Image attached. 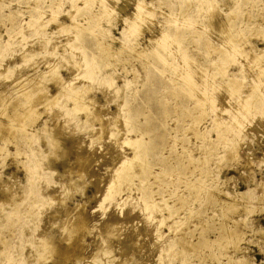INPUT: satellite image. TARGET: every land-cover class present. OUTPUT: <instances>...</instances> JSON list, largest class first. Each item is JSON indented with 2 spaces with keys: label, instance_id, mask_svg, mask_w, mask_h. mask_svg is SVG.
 Segmentation results:
<instances>
[{
  "label": "rangeland",
  "instance_id": "1",
  "mask_svg": "<svg viewBox=\"0 0 264 264\" xmlns=\"http://www.w3.org/2000/svg\"><path fill=\"white\" fill-rule=\"evenodd\" d=\"M0 97V264H264V0H0Z\"/></svg>",
  "mask_w": 264,
  "mask_h": 264
},
{
  "label": "bare ground",
  "instance_id": "2",
  "mask_svg": "<svg viewBox=\"0 0 264 264\" xmlns=\"http://www.w3.org/2000/svg\"><path fill=\"white\" fill-rule=\"evenodd\" d=\"M107 4V3H106ZM138 4H140V2H138ZM112 5V4H111ZM137 5V4H136ZM141 5V4H140ZM108 6V5H107ZM146 6V5H145ZM144 7V6H143ZM143 7H141V6H139L138 5V8H136V7H134L135 9H133V10H137L138 9V11L140 10V8L142 9ZM109 8V7H108ZM146 10V9H145ZM104 11V10H103ZM138 11H134V12H138ZM144 11V10H143ZM142 11V12H143ZM106 12V11H105ZM139 12H141V10L139 11ZM145 12H147V13H149L150 11H145ZM151 12H152V10H151ZM137 14H139V13H137ZM136 14V15H137ZM140 14H142V13H140ZM143 14H145V13H143ZM152 14V13H151ZM151 14H150V16H151ZM134 15V14H133ZM135 15V16H136ZM215 14H213V16H214ZM137 16H140V15H137ZM146 16V15H145ZM144 16V17H145ZM134 17V16H133ZM141 17V16H140ZM142 18H143V15H142ZM141 18V19H142ZM140 19V18H139ZM140 19V20H141ZM144 19V18H143ZM145 19H146V17H145ZM145 19H144V21H145ZM148 19V18H147ZM146 19V20H147ZM150 19V18H149ZM136 20V19H135ZM215 20V19H214ZM137 21H138V19H137ZM141 21H143V20H141ZM210 22V21H209ZM141 23V22H140ZM211 24H216V22L215 21H213L212 20V23ZM216 26H218L217 24H216ZM212 27H213V25H212ZM214 29H216V28H214ZM217 29H219V28H217ZM220 30V29H219ZM222 30V29H221ZM215 31V30H214ZM218 31H216V33H217ZM222 32V31H221ZM221 32H220V34H221ZM224 32V31H223ZM215 33V32H214ZM163 34V33H162ZM219 34V35H220ZM223 34V33H222ZM218 34H216V36H217ZM218 35V36H219ZM217 36V37H218ZM223 37V36H222ZM226 37V36H225ZM221 38V37H220ZM224 43V42H223ZM163 44V43H162ZM161 45V44H160ZM173 45H175V44H173ZM230 45V44H229ZM225 46V45H224ZM166 47V46H165ZM234 48V47H233ZM177 52V51H176ZM248 53V52H247ZM250 53V52H249ZM251 54V53H250ZM249 56V55H248ZM181 57V56H180ZM252 57V55L249 57V58H251ZM256 57H258V55L256 56ZM240 61V60H239ZM249 62H250V60H248ZM253 61H254V59H253ZM187 62V61H186ZM249 62H248V65H249ZM80 63V62H79ZM246 63V62H245ZM253 64V63H252ZM81 65V64H80ZM243 65V64H242ZM247 64H246V66H247V68L249 67V69H250V65L248 66ZM254 65V64H253ZM74 67V66H73ZM253 68L254 67H256V65L255 66H252ZM183 68V67H182ZM252 68V69H253ZM259 68V67H258ZM246 69V68H245ZM67 70V69H66ZM250 71V70H249ZM258 72H260L261 71V69H260V71L259 70H257ZM89 72V71H88ZM180 72V71H179ZM87 72H85V74H86ZM197 73V72H196ZM88 74V73H87ZM255 75V74H254ZM25 76V75H24ZM85 76V75H84ZM190 76V75H189ZM90 77V76H89ZM196 77V76H195ZM197 77H198V75H197ZM31 78V77H30ZM191 78V77H190ZM200 79V78H199ZM204 79V78H203ZM195 80V79H194ZM57 81V80H56ZM251 81V80H250ZM200 82V81H199ZM16 83H19V82H16ZM21 83V82H20ZM23 83V82H22ZM210 83V82H209ZM252 83V82H251ZM256 83V82H255ZM254 83V84H255ZM212 84V83H211ZM23 85H25V84H22V86ZM195 85V84H194ZM197 85V84H196ZM21 86V85H20ZM211 86V85H210ZM255 87H256V85H254ZM253 85H252V87H254ZM201 87V86H200ZM204 87V86H203ZM18 89H19V87H17ZM28 88V87H27ZM24 90V92H25V90L26 89H22V91ZM201 91V90H200ZM28 92V91H27ZM105 92V91H104ZM260 93V92H259ZM17 95V94H16ZM54 95V94H53ZM74 96H76L75 94H74ZM229 96V95H228ZM227 96V97H228ZM1 97H4V96H2L1 95ZM1 97H0V99H1ZM18 97V96H17ZM212 97V96H211ZM230 97V96H229ZM239 97V96H238ZM237 97V98H238ZM5 98V97H4ZM46 98V97H45ZM106 98V97H105ZM76 99H77V96H76ZM75 99V100H76ZM198 99V98H197ZM2 101V103H3V100H1ZM0 101V102H1ZM7 101V100H6ZM6 101L4 102V103H6ZM16 101V100H15ZM15 101H14V103H15ZM227 101V100H226ZM247 101V102H246ZM246 104L249 102L248 101V99H246ZM26 102H28V101H26ZM34 102V101H33ZM39 102V101H38ZM110 102V101H109ZM218 102V101H217ZM245 102H243V103H245ZM52 103V102H51ZM91 103H93V102H91ZM241 103V102H240ZM77 105H81V107H79V108H81L82 110H85L86 112H87V114H89V115H95L96 116V114H98V111L99 110H97V109H95L94 107H93V105L92 104H89V103H87V101H83L82 99H80V100H78L77 101V103H76ZM242 104V103H241ZM241 104H239L240 106H241ZM5 105V104H4ZM12 105H15V104H13L12 103ZM32 105V104H31ZM82 105H83V107H82ZM218 105V104H217ZM239 105H238V107H239ZM6 106V105H5ZM8 106V105H7ZM17 106V105H16ZM16 106H13V108L15 109V107ZM34 106V105H33ZM94 106H97V105H94ZM243 106V105H242ZM2 107V106H1ZM29 107H31V106H29ZM7 108V107H6ZM5 108V110H8V109H10L9 107H8V109H6ZM240 108V107H239ZM243 108V107H242ZM245 108V107H244ZM3 109V108H2ZM11 109H12V106H11ZM98 109H100L99 107H98ZM102 109V108H101ZM119 109V108H118ZM19 110V109H18ZM14 111V113H13V116H10V115H7V119H9V121L11 122V121H13L14 123H15V121H18V120H20V118H21V116H22V111L21 112H19V111ZM24 110V109H23ZM29 110V109H28ZM240 110V109H239ZM242 110V109H241ZM0 111H1V109H0ZM11 111H13V110H11ZM227 111V110H226ZM237 111V110H236ZM2 112V111H1ZM7 113V112H6ZM5 113V114H6ZM27 113V112H26ZM103 113V112H102ZM101 113V114H102ZM240 113V112H239ZM242 113H244L243 111H242ZM8 114V113H7ZM100 114V113H99ZM110 114V113H109ZM114 114V113H113ZM231 114V113H230ZM1 115H3L2 113H1ZM239 115V114H238ZM237 115V116H238ZM24 116V115H23ZM112 116V115H111ZM110 116V117H111ZM118 116V115H117ZM98 117H99V115H98ZM104 118V116L102 117V119ZM216 118V117H215ZM34 119V118H33ZM105 119H106V117H105ZM242 119V118H241ZM116 120H118V119H116ZM222 120V119H221ZM107 121V120H106ZM105 121V122H106ZM235 121V120H234ZM244 121H247V120H245L244 119ZM251 121V120H250ZM5 123L4 121H0V128L3 130V129H7V131H9V130H11L12 131V127H11V123ZM64 122V121H63ZM233 122V121H232ZM238 122V121H237ZM69 123V122H68ZM234 123V122H233ZM230 124V123H229ZM235 124V123H234ZM243 124V123H242ZM19 125V124H18ZM61 125V124H60ZM104 126V125H103ZM120 126V125H119ZM234 126V125H233ZM238 126V125H237ZM239 126H240V124H239ZM238 126V127H239ZM244 127V126H243ZM55 128V127H54ZM227 128V127H226ZM240 128H241V126H240ZM57 130V129H56ZM72 131V130H71ZM97 131V130H96ZM250 131V130H249ZM3 132V131H2ZM5 132V131H4ZM57 132H60V131H57ZM99 132H100V130H99ZM56 133V132H55ZM92 133V132H91ZM112 133V132H111ZM59 134H61V133H59ZM122 134V133H121ZM53 135V134H52ZM57 136V135H56ZM58 138V137H57ZM62 138V137H61ZM71 138V137H70ZM96 138V137H95ZM55 139V138H54ZM124 140V139H123ZM60 141V140H59ZM89 141V140H88ZM118 142V141H117ZM128 143L127 144H129V145H132L133 147H134V149H133V155L131 156V157H125L124 158V161L123 162H121L120 164L121 165H119V166H117V167H119L117 170H113V173L112 172H110V173H112V175H109V176H111V178H110V181H109V183L107 182V187H108V190H107V192H106V194H104V200H108L109 198H112L113 197V195H114V193L115 194H119L120 193V187L123 185V184H125L126 183V181L129 179V176L131 175V173H132V170L134 169V167H136L137 166V162L138 161H141L143 158H144V156L146 155V152H145V149H144V146H143V144L142 143H140V141L139 140H131V139H129L128 141H127ZM93 143V142H92ZM91 143V144H92ZM54 144H55V142H54ZM59 144V143H58ZM71 144V143H70ZM74 144H76V143H74ZM89 145V144H88ZM93 145V144H92ZM64 147V146H63ZM65 148H66V146H65ZM79 148H80V146H79ZM64 149V148H63ZM69 149V148H68ZM68 149H67V151H68ZM236 149V148H235ZM231 150V149H230ZM83 152V151H82ZM86 152V151H85ZM67 153V152H66ZM78 153V152H77ZM91 153V152H90ZM65 155V154H64ZM79 155V154H78ZM86 156V155H85ZM85 156H84V158H85ZM77 157V156H76ZM97 157V156H96ZM78 158H80V157H78ZM81 158H83V157H81ZM91 158H92V155H91ZM88 159V158H87ZM87 159H86V161H87ZM92 159H94V158H92ZM78 160V159H77ZM81 160V159H80ZM83 160H85V159H83ZM91 160V159H90ZM89 160V161H90ZM95 160V159H94ZM99 161V159H96V161ZM123 159H121V161H122ZM79 161V160H78ZM85 161V163H87ZM93 161V160H92ZM92 161H91V163H92ZM113 161V160H112ZM84 162V161H83ZM95 162V161H94ZM81 163V162H80ZM84 163V164H85ZM91 163H89L90 164V166H92L91 165ZM66 164H67V162H66ZM65 164V165H66ZM77 164V163H76ZM84 164H82V165H84ZM94 164V163H93ZM68 165V164H67ZM74 165V164H73ZM79 165V164H78ZM77 165V166H78ZM81 165V164H80ZM80 165H79V167H80ZM88 165V164H87ZM116 165H118V163H116ZM108 166V165H107ZM83 167V166H82ZM84 167H86V165H84ZM84 167H83V169H84ZM88 167V166H87ZM116 167V166H115ZM114 167V168H115ZM116 167V168H117ZM67 168V167H66ZM78 168V167H77ZM90 168V167H89ZM88 168V169H89ZM115 168V169H116ZM82 169V168H81ZM87 169V170H88ZM82 171H84V170H82ZM86 171V170H85ZM84 171V173H87V172H85ZM79 172H80V170H79ZM79 172H78V174H79ZM81 173V172H80ZM83 173V174H84ZM99 174V173H98ZM79 175H82V174H79ZM100 175V174H99ZM91 177V176H90ZM97 178H98V176H96ZM95 178V177H94ZM96 178V179H97ZM100 178V177H99ZM9 179V178H8ZM12 179V178H11ZM102 179V178H101ZM94 180V179H93ZM109 180V179H108ZM0 181H2V180H0ZM9 182H10V180H8ZM99 181H100V179H99ZM102 181V180H101ZM12 182H14V181H12ZM4 183V182H3ZM2 183V184H3ZM11 183V182H10ZM9 183V184H10ZM70 183H71V180H70ZM70 183H68V184H70ZM98 183H100V182H98ZM98 183H97V185H98ZM6 184V183H5ZM5 184H3V185H5ZM8 184V185H9ZM102 184V183H101ZM100 184V185H101ZM8 185H7V187H8ZM11 185V184H10ZM67 185V184H66ZM96 185V186H97ZM2 187H4V186H2ZM1 187V188H2ZM61 189V188H60ZM98 189V188H97ZM107 189V188H106ZM6 190V189H5ZM7 191V190H6ZM5 191V192H6ZM52 191V190H51ZM2 192H4V190L2 191ZM238 195V194H237ZM236 195V197H238ZM239 196H241V194H239ZM62 198V197H61ZM127 199V198H126ZM57 200V199H56ZM102 200H103V198H102ZM100 201V203L102 202V203H104L103 201ZM59 201H61V200H59ZM52 203V202H51ZM83 205V204H82ZM82 205H79L78 203H77V205H75V209L74 208H70V209H73L72 211L74 212V215H73V217H75V219L76 218H78L77 216H80V218L82 217V215H83V217L81 218V220H79V219H77V220H75V219H73V220H75L74 221V224H73V222H70L71 223V226L72 227H69L68 225L66 226V227H64V232L62 233V235L58 238L59 240H62V242L65 240V241H68L67 242V245L66 244H62V245H58V244H56L54 241H52V240H48V243H47V245H48V247H49V251L51 252V253H53V252H55L57 255H60V257H62L63 259H68V258H65V257H67V256H69L70 254H72V250H73V248L75 247V246H77V244L74 246L73 245V237L75 236V235H73L72 233H78L79 231H80V229H82L83 227H84V223L86 222L85 220L87 219V217H89V215L87 216V214L86 213H84V209H82L83 207H82ZM152 206V205H151ZM151 206H149V205H146V204H143V209H147L148 211H150V208H152ZM68 207V206H67ZM73 207V206H72ZM65 209H66V206H65ZM65 209H63V210H65ZM134 209V208H133ZM63 210H59L60 211V213H62L61 211H63ZM66 211V210H65ZM72 211H71V213H72ZM156 211H159V210H156ZM104 212V211H103ZM147 212V211H146ZM66 213V212H65ZM150 213V212H149ZM68 216H69V214H68ZM71 217V216H70ZM68 219V218H67ZM66 220V219H65ZM68 221H70V219H68ZM107 222V221H106ZM62 223V222H61ZM67 223V222H66ZM69 223V222H68ZM109 223V222H108ZM107 223V224H108ZM119 223V222H118ZM73 224V225H72ZM102 224V223H101ZM104 224V223H103ZM161 224V223H160ZM111 225H112V223H111ZM114 225V224H113ZM95 226V225H94ZM105 226H107V225H105ZM108 226H109V224H108ZM115 226V225H114ZM113 226V228H115ZM121 226V225H120ZM111 227V226H110ZM53 228V227H52ZM108 228L109 227H107V230H108ZM117 228V227H116ZM230 228V227H229ZM85 229V228H84ZM106 229V228H105ZM88 230V229H87ZM110 230H111V228H110ZM110 230H108V232L110 231ZM118 230V229H117ZM84 231V230H83ZM159 231V230H158ZM241 231V230H240ZM238 229H229V230H227V231H225V232H228V233H226L227 234V236H225L224 238L226 239V240H228L229 238H231V237H233L234 239H233V242L234 241H236V243L238 242V241H240L241 240V232H240ZM104 232H107V231H104ZM108 232H107V234H108ZM156 232V231H155ZM81 233V232H80ZM79 233V234H80ZM88 233V232H87ZM115 233V232H114ZM120 235H121V233H119ZM112 235V234H111ZM222 235V234H221ZM73 236V237H72ZM78 236V235H77ZM220 236V235H219ZM77 238V237H76ZM39 239V238H38ZM223 239V238H222ZM232 239V238H231ZM230 239V240H231ZM44 241L46 240L45 238L43 239ZM57 240V239H56ZM55 240V241H56ZM59 240H57V242H59ZM74 240H76V239H74ZM120 240V239H119ZM219 240V239H218ZM229 240V241H230ZM43 241V242H44ZM220 241V240H219ZM47 242V241H46ZM45 242V243H46ZM45 243H44V245H45ZM60 243V242H59ZM74 243H75V241H74ZM108 244V243H107ZM106 244V245H107ZM46 245V246H47ZM106 245H104V248H105V246ZM192 245V244H191ZM102 246V245H101ZM101 246H99L98 245V248L99 247H101ZM109 246V245H108ZM107 248V247H106ZM105 248V253L107 254L108 252H106V250L108 251V249H106ZM163 249V248H162ZM47 250V249H46ZM99 250H100V248H99ZM44 251V250H43ZM48 251V252H49ZM53 251V252H52ZM101 251V250H100ZM49 252V253H50ZM94 252V251H93ZM126 252V251H125ZM55 254V255H56ZM122 254V253H121ZM127 254V253H126ZM50 255V254H49ZM48 255V256H49ZM50 257V256H49ZM95 257V256H94ZM61 259V258H60ZM126 259V258H125ZM46 260V259H45ZM97 260V259H96ZM101 260V259H100ZM98 261V260H97ZM106 261V260H105ZM121 261H124L123 259L121 260ZM58 261H54V264H59V263H61L62 264V261L61 260H59V262L57 263ZM166 262V261H165ZM119 263V262H118ZM239 263H240V261H239ZM52 264V263H51ZM90 264V263H89ZM94 264H97V263H94ZM121 264V263H120ZM123 264H125V263H123ZM144 264V263H143Z\"/></svg>",
  "mask_w": 264,
  "mask_h": 264
}]
</instances>
